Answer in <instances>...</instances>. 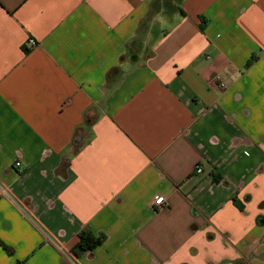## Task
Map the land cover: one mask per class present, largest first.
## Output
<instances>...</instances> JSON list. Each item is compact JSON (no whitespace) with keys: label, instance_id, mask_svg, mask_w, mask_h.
<instances>
[{"label":"crops","instance_id":"1","mask_svg":"<svg viewBox=\"0 0 264 264\" xmlns=\"http://www.w3.org/2000/svg\"><path fill=\"white\" fill-rule=\"evenodd\" d=\"M167 1L0 0V264H264V0Z\"/></svg>","mask_w":264,"mask_h":264},{"label":"trees","instance_id":"2","mask_svg":"<svg viewBox=\"0 0 264 264\" xmlns=\"http://www.w3.org/2000/svg\"><path fill=\"white\" fill-rule=\"evenodd\" d=\"M160 6L166 7L168 11H172L174 7L171 8L169 2L167 0H155L153 3V10L154 13L159 11ZM203 27V25H202ZM105 240V236L101 235L99 237L94 236L90 231H83L79 233L78 236V242L75 245V247L72 249V252L79 256L81 254H84L86 252L94 250L96 247L100 246L103 241ZM5 249L7 247L0 243Z\"/></svg>","mask_w":264,"mask_h":264},{"label":"built area","instance_id":"3","mask_svg":"<svg viewBox=\"0 0 264 264\" xmlns=\"http://www.w3.org/2000/svg\"><path fill=\"white\" fill-rule=\"evenodd\" d=\"M29 45L33 47V46H36L37 43H36L35 40L31 39V40H29ZM219 85H220L221 88H226L227 87L225 82H220ZM15 166L19 168L21 166V163L20 162H16ZM197 172L201 173L202 169L198 167L197 168ZM164 203H165V198L163 196H161V197H159V198H157L155 200L154 206H156V208L162 209L163 206H164ZM17 264H20V263H17Z\"/></svg>","mask_w":264,"mask_h":264}]
</instances>
